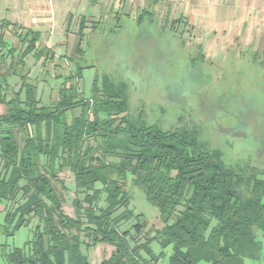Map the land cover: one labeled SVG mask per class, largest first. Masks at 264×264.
<instances>
[{"label": "trees", "instance_id": "16d2710c", "mask_svg": "<svg viewBox=\"0 0 264 264\" xmlns=\"http://www.w3.org/2000/svg\"><path fill=\"white\" fill-rule=\"evenodd\" d=\"M141 13L131 20L153 19L154 10ZM109 16L117 23L123 16L129 19L110 13L92 22L82 17L73 55L63 57L42 43L39 32L0 23V50L6 51L0 52V105L6 109L0 113L3 229L14 237L38 220L21 248L3 246L4 264H87L82 244L114 248L101 264H158L165 254L155 255L153 242L172 247L170 264H264V180L259 172L226 165L221 153L199 142L196 130L163 129L149 124L141 112L132 115L124 81L96 77L91 97L81 96L85 67L72 66L85 53V40ZM176 23L183 22L173 21L172 28ZM4 29L20 30L22 51L10 45ZM250 55L260 58L259 51ZM29 56L42 70L51 64L55 73L61 68L55 59L68 61L69 74L54 73V80L61 81L57 102L43 105L38 85L31 82ZM10 80L20 83L17 90ZM76 110L79 115L69 120L68 113ZM65 170L73 176L76 193L83 195L73 201L75 218L64 211L68 188L60 174ZM129 180L158 209L161 228L153 230L132 208ZM132 220L135 235L121 230Z\"/></svg>", "mask_w": 264, "mask_h": 264}, {"label": "rangeland", "instance_id": "374dc122", "mask_svg": "<svg viewBox=\"0 0 264 264\" xmlns=\"http://www.w3.org/2000/svg\"><path fill=\"white\" fill-rule=\"evenodd\" d=\"M141 14L138 13L137 17ZM109 17L104 19L91 39L85 40V53L72 66L74 69L77 65L85 67L79 87L81 96L85 99L91 97L96 77L109 76L116 81H124L129 86L132 115L138 116L141 112L149 124L160 125L163 129L179 127L196 130L199 142L209 151L221 153L226 165L255 169L259 178L264 180L263 50H259L260 58L255 60L250 55L254 50L240 52L243 48H239L238 53H234V47L220 46L219 49L227 48L232 52L220 51L202 58L197 32L183 23H176L172 28L175 20L163 7L154 10L153 19L146 15L141 24L124 16L121 23ZM77 21L73 20L69 27L71 37L66 50L63 53L58 50L57 56L73 55L79 28ZM19 32V29H4V36L11 46L22 51L17 38ZM52 38L54 46L59 47L57 36ZM55 60L61 65L56 73L51 64L42 70L40 63L36 64L31 56L27 58L29 67L33 69L31 82L38 85L43 105L58 100L61 81L54 80V73L67 75V70L70 71L66 69L68 61ZM44 78L49 80L43 81ZM10 82L16 90L20 86L16 80ZM16 82L17 85H14ZM5 111V107L0 105V113ZM79 113V110L68 113L69 120ZM60 179L68 188L64 211L75 218L73 201L82 199L83 195L76 193L70 171L65 170ZM127 190L132 208L142 214L153 230L161 228L159 211L146 199L142 188L129 180ZM4 208V205L0 206V264H4L3 246L21 248L32 238L38 225V220L32 219L28 227L14 237H8L3 229ZM134 224L136 220L123 223L121 230H130L135 235ZM81 239L85 244L89 243L85 237L81 236ZM151 248L157 256L165 254L158 264H170L172 247L162 249L158 242H153ZM81 251L87 264H101L111 257L114 248L109 244H82Z\"/></svg>", "mask_w": 264, "mask_h": 264}, {"label": "crops", "instance_id": "0c3cea01", "mask_svg": "<svg viewBox=\"0 0 264 264\" xmlns=\"http://www.w3.org/2000/svg\"><path fill=\"white\" fill-rule=\"evenodd\" d=\"M158 7L197 32L203 55L238 53L239 48L264 51V0H0V23L39 32L43 44L63 53L71 37L66 32L70 20H78V27L82 17L92 22L107 13H125L131 20ZM56 36L59 47L51 41Z\"/></svg>", "mask_w": 264, "mask_h": 264}]
</instances>
